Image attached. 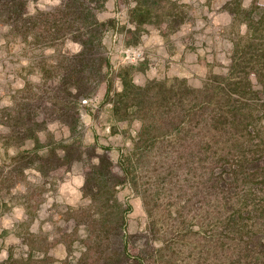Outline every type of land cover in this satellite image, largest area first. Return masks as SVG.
<instances>
[{
    "label": "trees",
    "instance_id": "1",
    "mask_svg": "<svg viewBox=\"0 0 264 264\" xmlns=\"http://www.w3.org/2000/svg\"><path fill=\"white\" fill-rule=\"evenodd\" d=\"M30 1L0 0V27L15 39L52 49V70L45 74L54 78L44 75L37 92L0 111L11 143L6 151L16 152L11 171L61 178L81 164L89 202L72 216L73 232L83 228L78 258L55 261L45 252L39 259L28 254L17 264H179L187 251L196 264H264V91L255 88L264 86V9L257 0H251L249 11L243 0L222 4L233 20L243 15L247 22L224 73L211 74L199 87L179 77L139 85L130 73L137 66L130 64L118 75L120 89L108 77L105 43L119 22L101 17L112 0H58L33 10ZM113 1L117 9H127L133 24L128 45L139 43L145 26L172 34L191 19L181 0ZM199 1L211 6L217 0ZM102 85L115 119L140 122L117 163L108 148L85 142L78 131L83 102ZM143 156L162 168L161 180L152 184L158 200L164 192L181 199L178 221L169 220L170 229L158 238L154 221L146 231L128 230L131 205L117 194L137 184L133 164ZM143 198L148 205L154 194ZM167 205L173 216V202Z\"/></svg>",
    "mask_w": 264,
    "mask_h": 264
},
{
    "label": "rangeland",
    "instance_id": "2",
    "mask_svg": "<svg viewBox=\"0 0 264 264\" xmlns=\"http://www.w3.org/2000/svg\"><path fill=\"white\" fill-rule=\"evenodd\" d=\"M181 1L188 4L186 8L191 19L187 25L172 34H166L154 26H145L141 29L139 43L130 45L127 41L132 37L127 29L133 28V24L129 22L127 9H117L113 0L107 4L101 17H114L119 22V29L110 30L105 36L110 58L108 77L113 80L115 89H120L118 75L122 67L130 64L137 66L130 69V73L139 85L153 79L179 77L199 87L211 74L226 71L233 44L246 33L247 22L242 20L244 16L233 20L222 9L225 0H217L211 6L205 1ZM57 3L58 0H31L30 8L33 10ZM241 3L244 9L250 10L251 0ZM257 5L264 9V0H257ZM254 14L256 11L251 12L252 16ZM64 45L76 49L75 45ZM53 56L52 49H43L20 38L15 39L5 28L0 27V111L11 105V102L37 92L34 90L42 77L48 76L45 71L52 70ZM41 58L46 59L45 66L40 63ZM256 84V89L264 91L263 85ZM105 90L106 86L102 85L93 99L83 102L78 131L85 142H97L99 147L108 148L111 158L117 163L121 150L131 145L140 122L115 119L111 105L104 102ZM2 121L0 116V264H17L20 258L28 254L39 259L45 252L55 261L78 258L84 245L83 228L79 226L78 233L73 232L75 225L72 216L77 208L85 207L89 202L82 191L84 174L81 164H75L61 178H37L27 171L23 174L14 173L11 168L16 152L13 148L6 151L7 137ZM52 128L57 129V126ZM56 134L60 135L59 129ZM154 161L148 163L143 156L139 163H134L138 166L135 172L137 184L122 187L117 194L120 200L131 205L127 214L128 230L146 231L149 222L154 221L158 238L166 229H170L169 220L178 221L174 216L181 199L164 192L158 200V188L152 184L160 181L164 174L158 163L154 165ZM147 193L146 200L149 197L151 200L154 194V200L148 205L143 198ZM170 201L173 202L169 207L173 210V216L168 215L167 204ZM148 209L152 212L151 216ZM187 253L179 264H196L193 256L186 258Z\"/></svg>",
    "mask_w": 264,
    "mask_h": 264
}]
</instances>
